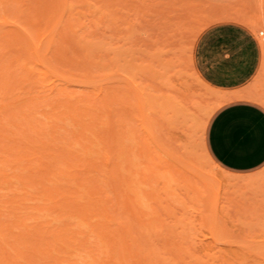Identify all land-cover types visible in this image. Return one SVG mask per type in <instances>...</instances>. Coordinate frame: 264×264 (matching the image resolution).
<instances>
[{
    "label": "rangeland",
    "instance_id": "obj_1",
    "mask_svg": "<svg viewBox=\"0 0 264 264\" xmlns=\"http://www.w3.org/2000/svg\"><path fill=\"white\" fill-rule=\"evenodd\" d=\"M210 1L67 0V4L62 1L61 5L56 4L59 8H55L52 7L54 0H0V15H5L7 20L0 22V70L3 69L0 74L9 68V61L14 57H20L19 63L22 60L21 65L13 62L8 76L0 75V227H8L11 222L9 230L0 229V264H59L58 259L56 262L45 253V256L39 254L41 240L49 239L46 242H54L51 243L54 245L47 244L51 253L49 250L46 253L63 257L61 264H264V174L246 177L229 174L210 159L204 148L207 122L212 111L226 99L219 95L226 90L206 77L204 67L208 63L204 60L208 54L202 51L203 33L224 21L246 26L259 39L264 51V6L261 0H240L226 5H214ZM45 4L48 7H44ZM36 8H43V12ZM57 10L59 22L47 27L46 18ZM34 13L35 20L31 16ZM33 26L41 33L48 30L43 32L47 35L40 43L41 49L36 44L41 61L35 58L36 53L34 56L27 53L29 48L24 43L19 45L20 36L12 35L15 28L20 32L29 29L28 32L33 33ZM6 34L15 38L12 40L18 45L8 46L4 42L9 38ZM49 38H53V42ZM44 70L48 74H44ZM20 73L22 78L18 76ZM26 73L29 78H25ZM3 79L9 80L8 83L4 85ZM136 88L141 90L146 102L143 110L138 107ZM257 97L264 101V97ZM81 112L84 114H79ZM88 124H91L89 128ZM145 128L153 135V141L146 139ZM40 130L43 134L37 135L41 139L39 144L34 142V137ZM116 136L119 139L114 142ZM120 146L125 147L121 152L127 153L125 149H129V155L123 152L120 155ZM10 148H14L13 151ZM138 150H142V154ZM25 152L31 153L26 155ZM105 154L110 155V159ZM126 156L134 165L128 166ZM126 164L136 169H126ZM69 165L72 166L69 168ZM156 166L157 181L138 182L140 187L137 189V184L134 187L133 181H139L141 174H133V171L149 174V167ZM27 174L32 175L27 178L32 182L24 181ZM125 175H132L134 180L127 182ZM75 178L83 181L80 190L85 191L93 183L100 187L98 194L92 197H102L108 212L98 209V214L92 212L94 216L89 214L91 217L85 219L74 206L70 209L66 205L62 209L63 197L66 201L75 197L72 193L77 187L73 183ZM129 181L135 191L141 189L140 203L134 196V204L137 202L142 211L148 212L141 216V222H135L134 216H130L134 210L124 206L126 197L120 195L125 189L124 192L132 196L130 188L125 186ZM44 186L46 192L55 186H60L61 192H68L62 194L56 190L61 197L59 193V196L52 195L51 191L49 198L42 190ZM112 187L117 189L114 191ZM150 191L152 199L144 195ZM89 197L91 195L78 197L79 204L74 205H87ZM106 213L113 219L102 216ZM18 216L23 217V222L18 219L14 223ZM118 223L120 226L129 223L132 239L126 235L127 242L119 240L123 236L117 232L122 230ZM97 225H104L106 228L103 226L102 231L111 232L109 235L110 232L105 231L112 242L100 241V229L99 235L94 231ZM26 233L33 234L34 239L32 236L27 242L20 241L22 245L18 246L16 237L24 239L22 236H27ZM54 235L62 237L61 242L52 241ZM122 243L128 244L133 253L125 254L126 263L121 256L129 251L122 250ZM62 245L64 247L60 248ZM37 246L39 248L33 250Z\"/></svg>",
    "mask_w": 264,
    "mask_h": 264
},
{
    "label": "crops",
    "instance_id": "obj_2",
    "mask_svg": "<svg viewBox=\"0 0 264 264\" xmlns=\"http://www.w3.org/2000/svg\"><path fill=\"white\" fill-rule=\"evenodd\" d=\"M240 0H211L226 5ZM206 77L228 92L211 113L204 148L210 159L236 176L264 174V51L244 25L224 21L203 33ZM199 77V76H198Z\"/></svg>",
    "mask_w": 264,
    "mask_h": 264
},
{
    "label": "bare ground",
    "instance_id": "obj_3",
    "mask_svg": "<svg viewBox=\"0 0 264 264\" xmlns=\"http://www.w3.org/2000/svg\"><path fill=\"white\" fill-rule=\"evenodd\" d=\"M4 1H5V0H4ZM34 1H35V0H34ZM39 1H40V0H39ZM41 1H42V0H41ZM59 1H60L59 3H58V1H57V3H56V1L54 0L55 5H52V7L57 6L56 4L61 5V4H62V3H61L62 1H64V2L66 1L65 3L67 4V0H59ZM1 2H2V1H1ZM12 2H13V1H12ZM51 2H52V1H51ZM54 2H53V3H54ZM261 2H262V6H264V0H261ZM53 3H52V4H53ZM47 4H48V2H47ZM47 4H45L44 7H48ZM42 6H43V5H42ZM49 6H50V5H49ZM68 6H70L69 3H68ZM18 7H19V6H18ZM20 7H21V6H20ZM37 7H38V6H37ZM57 7H58V6H57ZM55 8H56V7H55ZM55 8H53V9H55ZM58 8H59V7H58ZM40 9H41V8H38V9L36 8V10H37L38 12H43V8H42L41 10H40ZM49 9H50V8H49ZM34 11H35V10H34ZM24 12H25V11H24ZM26 12H27V11H26ZM29 12H30V11H29ZM50 12H51V11H50ZM50 12H49V13H50ZM16 13H17V12H16ZM35 13H37V12H35ZM35 13H34V15L31 14V16H34L32 19L35 18V16H36ZM49 13H47V14H49ZM39 14H40V13H39ZM23 15H24V13H23ZM25 15H26V16H25ZM25 15H24V17H28L27 14H25ZM1 16H3V17H1ZM4 16H5V15H2V14L0 15V17H1V18H0V22H1V23H2V22H7V20H6V18H5ZM37 16H38V15H37ZM39 16H40V15H39ZM58 16L60 17V15H59V11H58V10H57V11H54L53 14H49V18H46V20H45V23L48 24L47 27H49V25H51V24H54V26H55V25L57 24V22H59V21H57ZM41 17H42V16H41ZM43 17H44V16H43ZM46 17H48V15H46ZM37 18H39V17H37ZM37 18H36V19H37ZM44 18H45V17H44ZM1 20H2V21H1ZM26 20H27V19H26ZM28 20H29V19H28ZM34 20H35V19H34ZM38 21H39V20H38ZM38 21H37V22H38ZM29 22H30V21H29ZM37 22H35V23L37 24ZM26 23L28 24V21H27ZM30 23H31V22H30ZM32 23H33V22H32ZM35 23H33V24L36 25ZM33 24H31V25H33ZM38 24H39V23H38ZM41 24H42V23H41ZM43 24H44V23H43ZM72 24H73V23H72ZM21 26H22V25H21ZM29 26H30V25H29ZM38 26H39V25H38ZM40 26H41V25H40ZM54 26H53V27H54ZM26 27L28 28V26H26ZM26 27H25V28H26ZM34 27H36V26H33V27L31 28L32 30L35 31V32H33V33L28 32L29 29H28V30H25L23 27H21V28L24 29V32H23V31H22V32L18 31V30H20V29H18V30L16 31V28H15V33H14V31H13V32H12V35L17 34L18 37L20 36V37H21V40H20V39L17 40V42L20 41V42H18L19 45H20V43H22V44L24 43L25 46H27V47L29 48V50H27V53H30V55H33V56H34V54L36 53V54H35V58H37V59L40 58V61H41V60H42V57H41L40 55H38V52H37V51L39 50L38 48L41 49V47H40L41 44H40V43L43 41V39H44L45 36L47 35V34H44V33L47 32L48 30H47V31L44 30V31H43L44 33H43V32L41 33L40 30H38V28L35 30ZM57 27H58V25H57ZM27 28H26V29H27ZM29 28H30V27H29ZM33 28H34V29H33ZM41 28H42V27H41ZM197 28H198V27H197ZM197 28H196V29H197ZM31 29H30V30H31ZM45 29H46V28H45ZM48 29H49V28H48ZM55 30H56V29H55ZM262 30H264V23H262ZM7 33H8V31H7ZM29 33H30V34H29ZM8 34H10V33H8ZM8 34H6V35H8ZM42 35H43V36H42ZM3 36H4V35H3ZM8 36H9V35H8ZM49 36H50V35H48V37H49ZM10 37H11V35L9 36V38H6V39L4 40V42H7V45H8V44H9V45H12V44H14V43L17 44L16 41L13 42V40H15V38H10ZM48 37H47V38H48ZM0 38H1V37H0ZM63 38H64V37H63ZM12 39H13V40H12ZM35 39H37V40H36L37 43L35 42ZM49 39H51V38H49ZM52 40H53V38L50 40V42H51ZM11 41H12V42H11ZM0 42H2V41H0ZM46 42H47V41H46ZM52 42H53V41H52ZM1 44H3V43H1ZM16 44H15V46L18 45V44H17V45H16ZM36 44L39 45V47H38ZM47 44H48V43H47ZM9 45H8V46H9ZM12 46H13V45H12ZM21 46H22V45H21ZM37 47H38V48H37ZM18 48H19V47H17V50H18ZM20 48H21V47H20ZM36 48H37L38 50H37ZM46 49H47V48H46ZM21 50H22V49H21ZM23 50H24V49H23ZM39 51H40V50H39ZM47 51H48V50H47ZM42 53H43V51H42ZM46 54H47V53H46ZM22 55H23V54H22ZM47 55H48V54H47ZM2 57H3V56H2ZM2 57H1V59H2ZM9 57H10V56H9ZM11 57H12V56H11ZM13 57H14V56H13ZM13 57H12V59H13ZM23 58H24V55H23ZM30 58H31V56H30ZM45 58H46V57H45ZM45 58H44V60H45ZM3 59H4V58H3ZM3 59H2V60H3ZM7 59H8V57H7ZM25 59H26V58H25ZM33 59H34V58H33ZM50 59H51V58H50ZM27 60H29V58L26 59V61H27ZM3 61H4V60H3ZM3 61H2V63H3ZM15 61H16L17 63H19V61H20V57H18V56H17V57H14V60L9 61L10 66L8 65L9 68H6L7 65L5 66L6 71H3V72H4V73H2L3 75H5V74L7 75L8 73H10L9 71H10L11 65L13 64V62L16 63ZM24 61H25V60H24ZM30 61H31V60H29V62H30ZM33 61H35V60H33ZM37 61H39V60H37ZM50 61H51V60H50ZM21 62H22V60H21ZM21 62H20V63H21ZM4 63H5V62H4ZM9 63H8V64H9ZM20 63H19V64H20ZM0 64H1V63H0ZM27 64H28V63H27ZM42 64H43V62H41V65H42ZM45 64H46V63H45ZM2 65H3V64H2ZM13 65H14V64H13ZM20 65H21V64H20ZM20 65H19V66H20ZM31 65H33V64H31ZM37 65H40V64L37 63ZM23 66H24V65H23ZM33 67H34V66H33ZM33 67H32V69H33ZM48 67H49V65H48ZM26 68H27V67H26ZM51 68H53V67H51ZM14 69H15V68H14ZM23 69H24V68H23ZM28 69H29V68H28ZM49 69H50V68H49ZM2 70H3V69H2ZM2 70H0V71H2ZM7 71H8V72H7ZM53 71H54V70H53ZM12 72H13V71H12ZM22 72H23V71H22ZM14 73H15V72H14ZM24 73H25V72H24ZM24 73H23V74H24ZM43 73H44V74H48V72L45 71V70L43 71ZM2 74H0V75H2ZM23 74H22V76H24ZM28 74H29V73H26L25 78H29V77H26ZM6 75H5V76H6ZM12 75H13V73H12ZM20 75H21V73H20L18 76H19L20 78H22ZM50 75H51V74H50ZM7 76H8V75H7ZM18 76H17V77H18ZM1 77H2V76H1ZM3 77H4V76H3ZM54 77H55V76H54ZM58 78H59V77H58ZM58 78H57V79H58ZM0 80H1V79H0ZM20 80H24V78H23V79H20ZM3 81H4V79H3ZM6 81H7V79L4 81V85L6 84V83H5ZM8 81H9V80H8ZM8 81H7V83H8ZM128 81H129V80H128ZM19 82H20V81H19ZM131 83H132V82H131ZM132 84H133V83H132ZM2 85H3V84H2ZM4 85H3V86H4ZM8 85H10V84H8ZM8 85H7L6 88H8ZM1 87H2V86H1ZM10 87H11V86H10ZM5 90H6V89H5ZM7 90H8V89H7ZM8 91H9V90H8ZM8 91H7V92H8ZM136 91H137V92H136V94H135V95H136L135 97H136L137 103L139 104L138 107L140 108V110H143L142 108H143L144 103H145V105H146V102H143L145 99L143 98V94L141 93V90H140V89L136 88ZM1 92H2V89H1ZM4 93H6V92H4ZM0 94H2V93H0ZM6 95H8V94H6ZM0 96H1V95H0ZM2 97H3V96H2ZM4 99H5V98H4ZM8 110H10V109H8ZM5 111H6V110H5ZM6 112H7V111H6ZM8 112H9V111H8ZM11 112H13V111L11 110ZM4 114H5V113H4ZM79 114H82V115H83L84 113L81 112V113H79ZM7 116H8V115H7ZM80 116H81V115H80ZM5 118H6V117H5ZM8 118H9V117H8ZM141 118H144V117L141 116ZM77 119H78V118H77ZM7 120L9 121V119H7ZM20 121H21V118H20ZM142 121H144V120H142ZM16 122H17V121H16ZM23 123H24V122H23ZM23 123H22V124H23ZM144 123H145V122H144ZM29 124H30V122H29ZM4 125H5V124H4ZM35 125H36V124H35ZM7 126H8V124H7ZM90 126H91V124H88L87 128H89ZM54 127H55V126H54ZM147 127H148V126H147ZM0 128H1V126H0ZM33 128H34V126H33ZM37 128H38V126H37ZM37 128H36V130H35V129H34V130L37 131V130H38ZM52 128H53V127H52ZM7 129H8V128H7ZM40 129H41V128H40ZM53 129H54V128H53ZM1 130H2V129H1ZM3 130H4V128H3ZM21 130H22V129H21ZM54 130H56V129H54ZM110 130H111V128H110ZM23 131H24V130H23ZM145 131H146V135H147V138H146V139H148L149 141H153V140H151V139H153V138H151V136H153V135H151V132H150L149 130H147L146 128H145ZM1 132H2V131H1ZM6 132H7V131H6ZM12 132H14V131H12ZM16 132H17V131H16ZM24 132H25V131H24ZM26 132H27V130H26ZM52 132H54V131L52 130ZM36 133H37V134H36V136L34 137V142H35V141L38 142V141L41 140V139L39 140V139L37 138V135H40L41 130L38 131V132H36ZM111 133H113V131H111ZM14 134H16V133H13V135H14ZM21 134H23V133H21ZM30 134H33V130H31V133H30ZM41 134H43V132H42ZM44 134H45V133H44ZM52 134H53V133H52ZM123 134H124V133H123ZM26 135H27V134H26ZM113 135H116V134L113 133ZM113 135H112V136H113ZM27 136H28V135H27ZM42 136H44V135H42ZM53 136H54V135H53ZM53 136H52V138H51L52 140H53ZM120 136H121V134H120ZM124 136L127 137V134H124ZM24 137H25V136H24ZM31 137H32V136H31ZM75 137H77V136H75ZM121 137H122V136H121ZM3 138H4V137H3ZM11 138H13V137H11ZM32 138H33V137H32ZM32 138H31V140H32ZM35 138H36V139H35ZM39 138H40V137H39ZM44 138H45V137H44ZM84 138H86V137H84ZM122 138H123V137H122ZM7 139H8V138H7ZM26 139H27V138H26ZM45 139H47V138H45ZM113 139H114V140L117 139L116 141H114V142H117L118 139H119V137L117 138V136H116V139H115V138H113ZM0 140H2V139L0 138ZM4 140H5V139H4ZM24 140H25V139H24ZM48 140H49V137H48ZM54 140H55V138H54ZM112 141H113V140H112ZM145 141H146V140H145ZM6 142H8V141H6ZM9 142H10V141H9ZM49 142H50V141H49ZM38 143L40 144V142H38ZM4 144H5V143H4ZM42 144L46 145V143H45V142L43 143V141H42ZM49 144H50V143H49ZM69 144L71 145L72 143H69ZM37 145H38V144H37ZM47 145H48V144H47ZM47 145H46V146H47ZM51 145H52V144H50V146H51ZM113 145H114V144H113ZM113 145H112V146H113ZM41 146H42V145H41ZM46 146H45V147H46ZM0 147H1V146H0ZM8 147H9V146H8ZM10 147H11V146H10ZM45 147H44V148H45ZM48 147H49V146H48ZM52 147H53V146H52ZM113 147H114V146H113ZM49 148H50V147H49ZM49 148H47V149H49ZM53 148H54V147H53ZM57 148H58V147H57ZM65 148H66V147H65ZM67 148H69V147H67ZM121 148H122L121 146L118 147V149H119L118 151H119L120 155L123 154V153L125 152V151H122V152H123V153H122V152H121ZM124 148H125V147H123L122 150H124ZM126 148H127V147H126ZM10 149L12 150V149H14V148H10ZM28 149H30V147H29ZM41 149H42V148H41ZM61 149H62V148L60 147V150H61ZM87 149H88V148H87ZM138 149H141V148H138ZM6 150H7V147H6ZM8 150H9V149H8ZM16 150H17V149H16ZM43 150H44V149H43ZM52 150H53V149H52ZM58 150H59V149H58ZM58 150H57V151H58ZM70 150L73 152V150H72L71 148H70ZM89 150H91V148H89ZM125 150H126V152L128 153V155H129V152L127 151V150H129V149H125ZM9 151H10V150H9ZM12 151H13V150H12ZM39 151H40V147H39ZM54 151H55V150H54ZM63 151H64V150H63ZM85 151H88V150H85ZM85 151H84V152H85ZM138 151H139V153H141V154H142V152H143L142 150H138ZM26 152H28V151H26ZM26 152H25V153H26ZM52 152H53V151H52ZM15 153H16V152H15ZM15 153H12V154H15ZM20 153H21V152H19V154H20ZM30 153H31V152H30ZM30 153H26V155H27V154H30ZM42 153H43V152H42ZM53 153H54V152H53ZM60 153H61V152H60ZM60 153H59V154H60ZM85 153H86V152H85ZM88 153H89V152H88ZM88 153H87V154H88ZM127 153H124V154H127ZM22 154H23V153H22ZM22 154H20V155H22ZM57 154H58V152H57ZM62 154H64V152H63ZM115 154H118L117 150H115ZM141 154H140V155H141ZM23 155H24V154H23ZM35 155L37 156V154H35ZM68 155H69V154H68ZM105 155H106L105 157H106L107 159H110V158H109L110 155H107V154H105ZM18 156H19V155H18ZM28 156H29V155H28ZM55 156H56V154H55ZM3 157H4V156H3ZM56 157H57V156H56ZM62 157H63V156H62ZM62 157H61V158H62ZM122 157H123V156H122ZM122 157H120V158H122ZM18 158H19V157H18ZM67 158H69V156H67ZM106 158H105V162H106V164H107V160H106ZM124 158H125V157H124ZM127 158H128V156H126V159H127ZM3 159H4V158H3ZM13 159H15V157H14ZM22 159L25 160L24 158H22ZM26 159H27V158H26ZM59 159H60V158H59ZM64 159H65V158H64ZM15 160H16V159H15ZM60 160H62V159H60ZM68 160H70V159H68ZM71 160H72V159H71ZM129 160H130V161H129ZM131 160H132L131 158H128V159H127V161H128V162H127L128 166H130V164H132V163H131V162H132ZM109 161H110V160H109ZM120 161H121V160H120ZM122 161H123V160H122ZM18 162H19V161H18ZM20 162H21V161H20ZM68 162H70V161H68ZM111 162H112V160H111ZM129 162H130V163H129ZM52 163H54V162H52ZM55 163H56V162H55ZM70 163H71V162H70ZM133 163H134V162H133ZM150 163H152V162H150ZM150 163H149V164H150ZM89 164H90V163H89ZM108 164H109V163H108ZM114 164H115V163H114ZM116 164L119 165L118 162H117ZM116 164H115V167H117ZM127 164H126L125 166H127ZM49 165H50V164H49ZM132 165H134V164H132ZM53 166H54V165H53ZM71 166H72V165H69L68 167L70 168ZM90 166L93 167L94 164H90ZM128 166L126 167V169H127V168L130 169L131 167H133V166H131V167L129 168ZM111 167H112V166H111ZM22 168H23V167H22ZM24 168H25V167H24ZM133 168H134V167H133ZM46 169H47V168H46ZM59 169H60V168H59ZM65 169H66V168H65ZM67 169H68V168H67ZM91 169H92V168H91ZM113 169L116 170L114 167H113ZM135 169H136V168H134V169H132V170H135ZM156 169H157V166H156V168L149 167V170H150V173H149V174H144V173H142L141 171H137V170H136V171H133V174H135V173H139V174L143 175V176L139 175L138 178L136 177L139 181H136V180L133 181L134 179H133V178H132L133 180L131 179V177H133L132 175H131V176H130V175H125V176H127V177L124 176V179L127 178V179H126L127 182H128V179L132 180V181L135 183V184H134V187H135V185L137 184V185H136V188L138 189L137 186H139L140 183L145 182V183L148 184V183L151 182L150 180H152V182L158 180V179H156V178H158V173L155 174V173H156ZM110 170H111V169H110ZM1 171H2V170H1ZM66 171H67V170H66ZM117 171H118V170H117ZM186 171H187V170H186ZM47 172H48V171H47ZM129 172H130V171H129ZM134 172H135V173H134ZM187 172L190 173V171H187ZM2 173H3V172H2ZM66 173H68V172H66ZM115 173L118 174V175H120L119 172H118V173L115 172ZM122 173H123V172H122ZM19 174H20V173H19ZM75 174H76V173H75ZM112 174H114V173L112 172ZM130 174H132V173H130ZM23 175H24V174H23ZM25 175H26V174H25ZM25 175H24V177H25ZM27 175H29V174H27ZM68 175H71V176H72V174H70V173H68ZM30 176H32V175H29V176H27L26 178H24V177L22 176V179L24 178V179H26V180H24V181H27V180H28V181L30 182L31 179H27V178H30ZM77 176H79V174H78ZM111 176H112V175H111ZM128 176H129L130 178H128ZM6 177H7V176H6ZM34 177H35V176H34ZM36 177H38V176H36ZM42 177H43V176H42ZM65 177H68V176H65ZM72 177H73V176H72ZM104 177H105V176H104ZM113 177H114V176H113ZM118 177H120V176H118ZM3 178H4V177H3ZM18 178H19V177H18ZM73 178H74V177H73ZM76 178H78V177H76ZM76 178H75V181H76V182H73V183H76V184H77V187L75 186L76 188L74 187V189H73V191H72V193L75 194V197H72V199H70V201H69V200L66 201L65 198L63 197L62 200L64 199V200H63V201H64L63 203L65 204V206H64V204H62V205H63V206L61 205V206H62V209H63V207H66V205H68V207H70V209H71V206H72V207L74 206V207H76L75 211H77V212L79 213V216H80L81 218H85V219H86L87 217H91V216H88V215L91 214L92 212H93V214H94V213L98 214V212H97L98 209H99V210H100V209L103 210V213H105V212L107 211L106 208L104 207L106 204L104 203V201L102 202V197L99 198V197L95 196V197H96V198H95V197L93 196V197L95 198L94 200H95L96 202H92V201H94V200H91V198H93L92 195H95V193H97V192L100 190V187H99V186H94V183H93V185H90L89 188H86V186H84V188H86L85 191L88 190V191L86 192L87 194H84L85 191L80 190V188H79V187H81V185H83V184L81 183V182H83V181L78 182L77 180H78L79 178H78L77 180H76ZM88 178H89V177H88ZM88 178H86V179H88ZM121 178H123V177H121ZM121 178H119V179H121ZM22 179H21V180H22ZM68 179H70L69 181H74L73 179H71V178H69V177H68ZM82 179H84V178H82ZM3 180H4V179H3ZM40 180H41V178H40ZM111 180H112V178H111ZM122 180H123V179H121V181H122ZM6 181H7V180H6ZM19 181H20V180H19ZM32 181H33V180H32ZM32 181H31V182H32ZM59 181H60V180H59ZM113 181L115 182V180H113ZM34 182L37 183L35 180H34ZM38 182L41 183L40 181H38ZM84 182H85V181H84ZM88 182H90V180H89ZM95 182H96V181H95ZM124 182H126V181L124 180ZM133 182H132V183H133ZM138 182H140V183H138ZM73 183H71L70 188H72L71 186H72ZM85 183H86V182H85ZM120 183H122V182H120ZM120 183H119V185H120ZM130 183H131V181H129V183L126 184L125 186H126L127 189L130 188V189H128V190H130V191L132 192V193H131L132 196H130L129 193L127 194V193L124 192L125 189H122V188H124L123 186H122L121 189L123 190L122 193H124V194H120V195H121L122 197H124V199H125V197H126V202H125V200L122 198V199L124 200V204H126V205H124V206H126L127 209H130V208H131V209L134 210V211L131 212V215H130V216H134V220H137V221H135V222H139V221L141 222V220H140V218H142L141 216H142L143 214H147L148 212L145 213V211H142L141 208H140V206H138L139 204H137V202L134 204V201H136L135 198L138 199V200H137L138 202L140 201V200H139V199H140V198H139L140 196H138V193L140 192L139 190H141V189L135 191L136 188H134V187H130V185H129ZM23 184H24V183H23ZM41 184H42V185H45L44 183H41ZM58 184H59V183H58ZM78 184H80V185H78ZM89 184H91V183H89ZM96 184H97V183H96ZM116 184H118V182H117ZM122 184H123V183H122ZM33 185H34V183H33ZM112 185H113V184H112ZM149 185H150V184H149ZM88 186H89V185H88ZM93 186H94V187H93ZM35 187H36V185H35ZM42 187H43V186H42ZM56 187H58V186H55V187H54L55 190H54L53 188H50V187H49L48 192H46V191H47V190H46L47 187L44 186L45 189L42 188V190H43V192H45V195L47 194V197H49V195H51V191H52V195H53V193H57L56 190L58 191L59 188H60V186H59L57 189H56ZM96 187H98V188L95 189ZM115 187H117V185H116ZM115 187H112V188H114V191H115V189H117V188H115ZM120 187H121V185H120ZM120 187H119V188H120ZM139 187H140V186H139ZM50 189H51V190H50ZM52 189H53V190H52ZM60 189H61V188H60ZM76 189H77V190H76ZM78 189H79V191H78ZM92 189H93V190H92ZM98 189H99V190H98ZM44 190H45V191H44ZM95 190H97V191H95ZM119 190H120V189H119ZM119 190H118V191H119ZM128 190H127V191H128ZM132 190H134V191H132ZM59 191H60V190H59ZM65 191H66V190H65ZM65 191H63V192H65ZM69 191H70V189H69ZM80 191L83 192V193L78 194ZM49 192H50V193H49ZM60 192H61V191H60ZM63 192H61V193L63 194ZM66 192H68V191H66ZM66 192H65V193H66ZM37 193H38V192H37ZM58 193H59V192H58ZM58 193H57V195L59 196V194H60V196H61V193H59V194H58ZM103 193H104V192H103ZM144 193H146V192H144ZM25 194H26V193H25ZM74 194H73V195H74ZM82 194H84V195H82ZM97 194H98V193H97ZM116 194L119 195L117 192H116ZM125 194H127L128 196H125ZM153 194H155V193L153 192ZM45 195H44V196H45ZM52 195H51V196H52ZM85 195H86V196H85ZM88 195H91V197H89V202H92V203L89 205V202L87 201L88 199H86V202H87V203L85 202V204H87V205H89V206H87V205H85V206H87V207L83 206L84 203L81 204V205H74V204H77V203H78V202H77L78 197L87 198ZM123 195H124V196H123ZM144 195H147L146 198H149V199H152V198H153V195H152V192H151V191H150V193L147 192V193L144 194ZM64 196H67V194H66V195L64 194ZM134 196H136V197L134 198ZM150 196H151V197H150ZM25 197H26V196H25ZM61 197H62V196H61ZM67 197L69 198V195H68ZM11 198H12V196H11ZM13 198H14V197H13ZM49 198H50V197H49ZM53 198H54V197H53ZM7 199H8V198H7ZM45 199H46V198H45ZM108 199H109V198H108ZM115 199H116V198H115ZM117 199H118L117 201H120V199H121L120 196H117ZM128 199H129L130 201H129ZM21 200H22V199H21ZM43 200H44V199H43ZM54 200H55V199H54ZM57 200H58V199H57ZM62 200H61V202H62ZM18 201H19V200H18ZM22 201H23V200H22ZM22 201H21V202H22ZM59 201H60V200H59ZM72 201H73V203H71ZM74 201H75L76 203H75ZM14 202H15V201H14ZM97 202H99V204H98ZM107 202H108V201H107ZM110 202H111V201H110ZM127 202H130L129 204H132L133 207H130L129 204L127 205ZM19 203H20V202H19ZM19 203H18V204H19ZM66 203H68V204H66ZM117 203H118V202H117ZM139 203H140V202H139ZM78 204H79V203H78ZM95 204H97L98 207H97V205H95ZM122 204H123V203H122ZM122 204H120V205H122ZM136 204H137V205H136ZM44 205H45V204H44ZM99 205H100V207H99ZM15 206H16V205H15ZM18 206H19V205H18ZM46 206H47V205H46ZM93 206H94V207H93ZM95 206H96L97 208H95ZM118 206H119V205H118ZM122 206H123V205H122ZM122 206H121V207H122ZM135 206H137V207H135ZM68 207H67V209H68ZM77 207H78V208H77ZM92 207H93V208H92ZM41 208H42V207H41ZM48 208H49V207H48ZM48 208H47V209H48ZM139 208H140V209H139ZM36 209H37V208H36ZM104 209H105L106 211H104ZM40 210H41V209H40ZM43 210H44V209H43ZM52 210H53V209H52ZM99 210H98V211H99ZM111 210H112V209H111ZM123 210L126 211V209H123ZM135 210H136V211H135ZM41 211H42V210H41ZM45 211H46V210H45ZM54 211H55V210H54ZM95 211H96V212H95ZM130 211H131V210H129V212H130ZM107 212H108V211H107ZM126 212H127V211H126ZM10 213H11V211H10ZM48 213H49V212H48ZM96 214H94V215H96ZM91 215H92V214H91ZM94 215H92V216H94ZM21 216H22V215H21ZM27 216H28V215H27ZM27 216H26V217H27ZM102 216L106 217L107 220H108V219H113V218H110L111 216H109V213H108V214L106 213V214H104V215H102ZM102 216H101V217H102ZM18 217H19V216H18ZM18 217H17V219L15 218L14 223L17 222L16 220L21 219V217H19V218H18ZM27 218H28V217H27ZM129 218L131 219V217H129ZM22 220H23V217H22L21 221H22ZM82 220H84V219H82ZM19 221H20V220H19ZM105 221H106V220H105ZM8 222H10V221H8ZM22 222H23V221H22ZM22 222L19 223V224H20V227H21V225L23 224ZM10 223H11V222H10ZM10 223H9V224H10ZM14 223H13V224H14ZM124 223H126V222H124ZM6 224H7V223H6ZM9 224H8V227H7V225H2V227H0V229L3 230V231L6 230V229H8V228H9ZM13 224H12V225H13ZM16 224H17V226H18V223H16ZM16 224H15V225H16ZM131 224H132V223H131ZM23 225H24V224H23ZM23 225H22V227H23ZM118 225H119V227H122V228H121L122 230H117V232L119 231V233H121V235L123 236V239H119V240H121V241L123 240L122 242L125 243V242H127V241H125V239H128V238H127V237L124 238V236H126V235H128V237L131 236V234L133 233V231H132V233H131V230H132V229H130V227L128 226L129 223H127V225L125 224L126 226H124V225L120 226V225H121L120 223H118ZM25 226H26V225H25ZM103 226H104V225H100V226L97 225V227L94 228V229H95L94 231L97 232V234L99 235L100 233H99L98 231H99V229H100L101 234H100L99 236L101 237V235H102V237H101L102 239H100L101 242H112V237L109 236V235L111 234V232L108 231V229H103V231H102L101 228H102ZM11 227H13V226H11ZM11 227H10V228H11ZM26 227H27V226H26ZM103 228H106V227L104 226ZM40 229H41V228H40ZM42 229H43V228H42ZM117 229H118V228H117ZM8 230H9V229H8ZM106 230H107L108 233L110 232L109 235H108L107 232H105ZM39 231H40V230H39ZM91 231H93V228L91 229ZM9 232H10V231H8V233H9ZM27 232H28V231H27ZM37 232H38V231H37ZM1 233H2V232H1ZM8 233H7V234H8ZM29 233H30V232H29ZM32 233H33V232H32ZM44 233H45V232H44ZM113 233H114V232H113ZM7 234H6V235H7ZM26 234H27V233H26ZM53 234H54V233H53ZM53 234H52V235H53ZM2 235H3V236H6L5 234H2ZM35 235L42 236V235H44V234L40 233V235H39V233H36ZM119 235H120V234H119ZM8 236H9V234H8ZM13 236H14V235H13ZM15 236H16V235H15ZM32 236H33V239H34V235H33V234H32ZM32 236H31V235H28V234H27V236L23 235L22 237H25L26 239H25V238L23 239V238H21V237L19 238V237L17 236L18 238L16 237V240H17V242H19V243H18V246L22 245V244H20V241H21V242H27L26 240H29V238H31ZM58 236H59V235H58ZM58 236L56 237V235H54L52 241L55 240V242H57V241H58V242H61L62 237H60V236L58 237ZM35 237H36V236H35ZM42 237H43V236H42ZM120 237H121V236H120ZM27 238H28V239H27ZM36 238H37V237H36ZM113 238H114V237H113ZM132 238H133V237L131 236V239H132ZM1 239H2V238H1ZM3 239H4V238H3ZM20 239H21V240H20ZM22 239H23V241H22ZM33 239H32V240H33ZM38 239H39V238H38ZM46 239H47V238H46ZM59 239H60V240H59ZM6 240H7V239H6ZM49 240H51V239H49ZM49 240H41V241H42L41 243H42V246H43V247L40 246V248H39V246H37V247H34L33 250H35V248H39V249H38V250L40 251L39 254H42V255H43V254L45 253V254L49 255L50 257H52V259H53L54 261H56V260L58 259L57 261H59V264H61V261L64 260L63 257L58 258V256H56V255H54V256L52 255V256H51V254L46 253L48 250H49V252H50V250H51L50 247H48L47 244H49V246L54 245V244H51V243H54V242H51V243L49 242V243H47ZM113 240H114V239H113ZM7 241H8V240H7ZM34 241H35V240H34ZM46 241H47V242H46ZM28 242H29V241H28ZM37 242H38V241H37ZM44 242H45L46 244H45ZM79 242H83V243H84V242H86V240H84V241H83V240H79ZM34 243L36 244V242H34ZM72 243H73V242H72ZM19 244H20V245H19ZM32 244H33V243H32ZM67 244H70V243H66V245H67ZM122 244H123V243H122ZM9 245H10V244H9ZM37 245H38V244H37ZM39 245H40V241H39ZM46 245H47V247H46ZM123 245H124V246H122V250L125 251V252H126V251H129V252H126V253L123 252V256H121V259H124V260H125V258H127V257H125V256H126L125 254H127V253H131L132 250L130 249V247H129L128 244H123ZM11 246H12V245H11ZM0 247H1V246H0ZM25 247H26V245H25ZM31 247H33V246H31ZM62 247H64V246H63V245L60 246V248H62ZM3 248H4V247H3ZM13 248H14V247H13ZM17 248H18V247H17ZM52 248H54V247H52ZM57 248H59V247H57ZM60 248H59V249H60ZM24 250H25V249H24ZM29 250H31V248H29ZM38 250H37V252H38ZM56 251H57V249H56ZM0 252H2V250H1ZM16 252H18V251H16ZM24 252H25V251H24ZM24 252H23V253H24ZM3 253H4V252H3ZM33 253H34V252H33ZM50 253H51V252H50ZM19 254H20V253H19ZM19 254H18V256H19ZM131 254H133V253H131ZM16 255H17V254H16ZM11 256H15V255H12V254H11ZM35 256H36V254H35ZM43 256H45V255H43ZM127 256H128V255H127ZM130 256H131V255H130ZM6 257H7V255H6ZM23 257H24V255H23ZM30 257H31V256H30ZM15 258H16V257H15ZM15 258H14V259H15ZM32 258H33V256H32ZM47 258H48V257H47ZM10 259H11V258H10ZM42 259H43V258H42ZM61 259H62V260H61ZM11 260H12V259H11ZM11 260H10V261H11ZM39 260H40V259H39ZM137 260H138V259H137ZM10 261H8V262H10ZM57 261H56V262H57ZM121 261H122V260H121ZM134 261H135V260H134ZM124 262L126 263V260H125ZM138 262H139V261H138ZM11 263H12V262H11ZM34 263H35V262H34ZM38 264H39V263H38Z\"/></svg>",
    "mask_w": 264,
    "mask_h": 264
}]
</instances>
